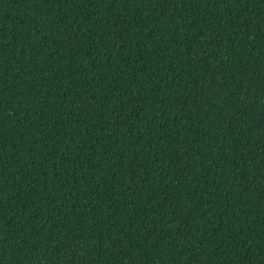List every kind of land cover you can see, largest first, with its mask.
<instances>
[{"label": "trees", "instance_id": "trees-1", "mask_svg": "<svg viewBox=\"0 0 264 264\" xmlns=\"http://www.w3.org/2000/svg\"><path fill=\"white\" fill-rule=\"evenodd\" d=\"M0 264H264V0H0Z\"/></svg>", "mask_w": 264, "mask_h": 264}]
</instances>
